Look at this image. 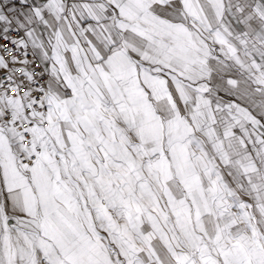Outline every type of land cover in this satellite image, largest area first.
Wrapping results in <instances>:
<instances>
[{"label": "snow or ice", "instance_id": "snow-or-ice-1", "mask_svg": "<svg viewBox=\"0 0 264 264\" xmlns=\"http://www.w3.org/2000/svg\"><path fill=\"white\" fill-rule=\"evenodd\" d=\"M0 264H264V0H0Z\"/></svg>", "mask_w": 264, "mask_h": 264}, {"label": "built area", "instance_id": "built-area-1", "mask_svg": "<svg viewBox=\"0 0 264 264\" xmlns=\"http://www.w3.org/2000/svg\"><path fill=\"white\" fill-rule=\"evenodd\" d=\"M7 47H9V48H11V47H14L13 45H11V44H8V45H6ZM8 58V55L7 54H5V59H7Z\"/></svg>", "mask_w": 264, "mask_h": 264}]
</instances>
